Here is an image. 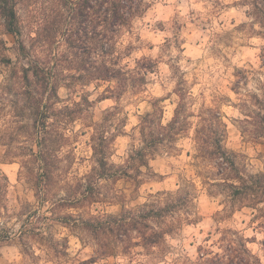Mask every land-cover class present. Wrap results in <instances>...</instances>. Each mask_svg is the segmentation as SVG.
Instances as JSON below:
<instances>
[{
  "label": "clouds",
  "instance_id": "obj_1",
  "mask_svg": "<svg viewBox=\"0 0 264 264\" xmlns=\"http://www.w3.org/2000/svg\"><path fill=\"white\" fill-rule=\"evenodd\" d=\"M0 264H264V0H0Z\"/></svg>",
  "mask_w": 264,
  "mask_h": 264
}]
</instances>
